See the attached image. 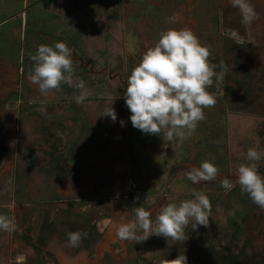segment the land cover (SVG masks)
Returning a JSON list of instances; mask_svg holds the SVG:
<instances>
[{
  "label": "rangeland",
  "instance_id": "obj_1",
  "mask_svg": "<svg viewBox=\"0 0 264 264\" xmlns=\"http://www.w3.org/2000/svg\"><path fill=\"white\" fill-rule=\"evenodd\" d=\"M250 3L257 16L245 25L230 0H0V113L18 129L17 137L0 134V214L17 225L0 231V264H176L178 256L187 264H264V209L237 182L247 150L264 153V0ZM169 28L191 29L223 72L208 89L216 103L204 120L172 144L134 128L124 100L131 71ZM57 41L73 50L74 85L79 77L89 91L82 104L74 85L44 97L28 79L37 47ZM107 95L115 122L103 116ZM204 160L219 168L217 178L193 184L186 173ZM256 163L264 177V158ZM193 190L210 200L207 227L190 223L183 240L117 237L133 208L154 222L161 207ZM76 231L87 238L70 247Z\"/></svg>",
  "mask_w": 264,
  "mask_h": 264
},
{
  "label": "clouds",
  "instance_id": "obj_2",
  "mask_svg": "<svg viewBox=\"0 0 264 264\" xmlns=\"http://www.w3.org/2000/svg\"><path fill=\"white\" fill-rule=\"evenodd\" d=\"M230 3L239 9L245 25H250L256 18L257 13L250 0H230ZM170 19L175 22L174 17ZM230 38L236 45L246 43L235 30L230 31ZM73 56V50L65 42L39 45L30 57L34 67L28 75L29 81L38 85L44 97L50 91L58 90L62 83L73 86ZM209 56V49L201 45L191 29L169 28L161 32L157 43L146 50L127 78L124 100L131 112L129 119L132 126L144 134L160 135L164 142L171 144L190 136L198 123L204 120V109L216 103L215 94L208 91L213 86V78L219 84L223 77V72L214 70L217 66L209 62ZM76 81L74 86L79 94L75 97V103L79 105L87 99L89 91L83 79L76 77ZM114 100L111 95L106 96L110 107L103 114L113 122L117 120V113L112 107ZM124 123L120 120L121 126ZM262 158L264 153L249 148L245 157L248 163H241L237 169V182L241 192H246L254 204L264 209V177L259 174L256 163ZM218 172L219 168L214 162L204 160L199 167L188 171L186 178L198 184L216 180ZM220 186L226 191L233 188L229 179H223ZM191 196V199L161 207L154 222L150 211L142 206L133 208L134 219L117 228V237L136 242L146 240L150 235L183 240L190 223L193 230L199 226L207 227L211 209L208 196L195 190ZM16 227L14 216L0 214V231L12 232ZM86 238V232H69L68 244L78 247ZM175 262L187 264L185 256H178Z\"/></svg>",
  "mask_w": 264,
  "mask_h": 264
},
{
  "label": "crops",
  "instance_id": "obj_3",
  "mask_svg": "<svg viewBox=\"0 0 264 264\" xmlns=\"http://www.w3.org/2000/svg\"><path fill=\"white\" fill-rule=\"evenodd\" d=\"M67 1H69V0H66V2ZM1 79V78H0ZM5 100V99H4ZM108 118V117H107ZM107 118H106V122H107ZM103 121H105V119H103ZM105 125V124H104ZM10 126L9 125H7V123H6V120L4 119V117H3V115H2V113H0V134L3 136V137H5L6 136V134L7 133H12V134H15L16 135V133H18V129L17 130H15V129H12V130H10ZM15 128H17L16 126H15ZM10 130V131H9ZM8 136H9V134H8ZM18 136V134L16 135V137ZM3 137H1V142H3ZM1 145L2 144H0V150L2 149V147H1ZM4 146V145H3ZM3 150V149H2ZM6 154H7V149H6V152L3 150L2 151V155H0V163L1 164H3L4 165V167L6 166V162H5V158H6ZM2 165V166H3Z\"/></svg>",
  "mask_w": 264,
  "mask_h": 264
}]
</instances>
